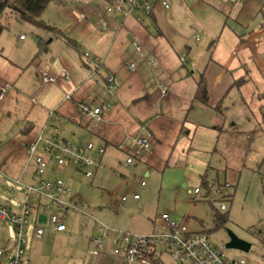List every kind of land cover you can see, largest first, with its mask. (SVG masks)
I'll return each mask as SVG.
<instances>
[{"label": "rangeland", "instance_id": "rangeland-1", "mask_svg": "<svg viewBox=\"0 0 264 264\" xmlns=\"http://www.w3.org/2000/svg\"><path fill=\"white\" fill-rule=\"evenodd\" d=\"M156 1L149 0L152 8ZM167 1L170 7L155 10L153 16L141 8L134 11L140 15L152 43L160 45V52H176L178 59L189 54L191 59L182 62V66L184 70L193 68L196 80L205 70L206 57L216 47L219 52L210 68L222 62L234 39L243 35L242 28L232 22L243 8L234 5V0ZM107 6L105 0L50 1L41 18L59 28L60 36L7 11L8 25L0 34V91L6 88L4 98L0 99L1 203L15 206L20 201L22 191L15 180H25L33 169L32 165L26 166L25 147L38 134L57 135L77 144L104 143V131L111 121L104 119L95 125L89 117L83 118L81 109L71 107L74 102H83L92 107L99 105L107 113L113 106L110 95H115L118 78L110 89L107 69L99 64L110 47V40L106 47H94L77 37L85 27H93L97 36L107 32L101 29L100 21L101 10ZM251 6L256 9L259 26L264 22V4L252 0ZM114 12L115 9L104 13ZM82 13L91 16L89 24H82L79 18ZM225 20L228 23L222 32L220 25ZM212 30L220 31L210 35L208 31ZM38 36L45 40V50L38 49ZM69 38L79 40L78 48L68 42ZM254 40L259 60L250 55V61L246 53L239 54V60L226 68L224 80L208 102L194 98L190 103L195 84L181 90L176 88L175 95H171L167 85L158 79L163 73L151 66L157 81L151 75L146 78L149 94L145 98L134 102L136 88L130 83L124 85L119 92L114 127L127 122L133 131H123L116 145H106L102 166L92 177L72 164L58 168L50 159L51 176L62 178L69 186L64 199L77 206L67 209L65 231L55 232L46 224L42 238L32 239L27 234L26 264H120L121 259L113 253V239L120 232L149 235L165 230L161 218L165 212L177 220H185L192 231H207L213 244L228 258L244 259L246 264H264V34ZM184 44L195 50L196 55ZM180 45L183 51H178ZM131 49L138 55L142 53L135 45ZM132 62L137 64L127 60L123 65L128 70ZM64 66L69 71H62ZM44 72L55 81L44 82ZM171 73L180 74L174 69ZM75 84H82L79 90L82 99L73 94ZM180 97L188 103H183ZM151 100L157 114L163 116L155 127L163 133L162 139L153 124L150 125L152 116L137 119V109H145L147 105L150 110ZM63 102V110L58 109ZM55 110L54 116L49 117V112ZM182 121L186 134L179 131ZM139 135H149L151 142L148 151H142L141 155L136 154L134 142ZM128 157L133 158L129 166ZM196 188L201 192L196 194ZM135 194L139 199H134ZM43 204L47 205L43 208L46 214L64 211L48 200ZM222 204L226 209H221ZM216 215L224 216L225 221L218 224ZM100 223L113 231H109L104 246L96 248L91 240L98 235L96 229ZM230 232L248 242L249 250L227 248ZM15 235L9 222L0 223V248L10 247ZM93 250L101 252L95 255ZM4 262L5 259H0L1 264ZM161 262L176 264L167 251L162 253Z\"/></svg>", "mask_w": 264, "mask_h": 264}, {"label": "built area", "instance_id": "built-area-1", "mask_svg": "<svg viewBox=\"0 0 264 264\" xmlns=\"http://www.w3.org/2000/svg\"><path fill=\"white\" fill-rule=\"evenodd\" d=\"M157 1L165 9L170 7L167 0ZM261 2L264 4V0H261ZM139 8L148 14L153 9L149 0H115L114 3L108 4L106 11L115 9L119 13L130 14ZM79 18L83 22L90 20L89 16L84 13L80 14ZM101 29H107V22L104 19L101 20ZM21 38H24L23 35H21ZM134 45L140 52L141 46L136 42H134ZM85 56H88V53ZM128 67L134 69L135 63H130ZM42 78L46 83L55 81L47 72L42 73ZM107 81L112 87L114 76L110 74ZM5 92L6 88L3 87L0 91V99L4 98ZM80 109L84 115L89 116L91 119H101L99 107L82 103ZM134 142L137 146L136 154L141 155L142 151H148L150 148L149 135H139ZM25 149L28 162H31L34 166L35 181L26 182L20 178L15 180L17 187L22 191L17 205L0 202V223L9 222L16 231L12 245L0 248V259H5L3 264L27 263V234H30L32 239L42 238L45 234L44 226L46 224H50L55 232L66 230V223L61 218L60 213L53 211L46 214L44 212L43 208L47 205H44L43 201L53 202L58 207L63 208L64 211L77 206L69 204L64 199L69 191V186L62 178L51 176L49 170L50 159L56 162L58 168L72 164L83 170L87 177H92L97 169L102 166L101 160L95 159L93 154L102 157L106 151L105 145H96L92 141L86 144H77L57 135L45 136L43 134L33 139L26 145ZM132 162L133 158L128 157L126 164L129 166ZM142 185H144V182H142ZM199 191L200 189L196 188L194 192L198 193ZM133 197L139 199L138 194ZM123 200H126V197H123ZM220 207L226 209L224 204ZM40 208L42 209L40 210ZM84 213L86 212L84 211ZM40 214H46L47 216L44 223L39 222ZM161 218L164 221L165 230L153 232L149 235L120 232L113 239V253L121 259L120 264H156V260L161 262V255L164 251L170 254L176 264H246L244 259L234 260L225 256L222 249L213 244L207 231H192L184 220H177L168 212L163 213ZM31 223V231L28 233ZM109 231H113V229L104 224H99L96 229L98 235L91 240L96 248L103 247L105 242L109 240ZM91 252L99 255L101 251L93 250Z\"/></svg>", "mask_w": 264, "mask_h": 264}, {"label": "crops", "instance_id": "crops-1", "mask_svg": "<svg viewBox=\"0 0 264 264\" xmlns=\"http://www.w3.org/2000/svg\"><path fill=\"white\" fill-rule=\"evenodd\" d=\"M237 4H239L240 7H242L243 9H242V11L237 12V14L233 18L232 22H234V24L236 26H239L242 28L241 32L242 33L244 32L243 35H239L240 38L238 37V38L234 39L229 54H227V56L222 60V62L219 61V62H217L216 67L210 68L211 63L215 62L214 56L217 54V52H219V49L216 47L215 51L206 57V60L203 64L205 70L202 74L200 73L201 77L198 76L196 80L193 77L195 70H193V68L191 70H187V69L184 70V68L182 66L183 65L182 62H187L188 60L191 59L189 57V54H186V56L181 55V56H179V59H178L176 52H172V53L160 52V45L156 46L155 44L152 43V41L150 40L149 34L145 32V30H146L145 25H144V23H142V19H141L140 15L138 13H136V11H133L130 14H122V13H119L116 11L117 13L114 12V13H111V15H108L107 13L106 14L104 13V12H106L105 11L106 7L101 10L102 17H101L100 21L103 19L107 21V29H105L107 32L105 31L106 33L103 36H97V34L92 31L93 27H85V31H82L80 36H77L78 39H80L81 41L89 43L94 47L95 46L96 47L101 46V45L107 46L108 40H110V42H109L110 47L107 50V52L103 58V62H101L99 64H101L102 66L105 65V67L107 69V73H108L107 76L112 74L114 76L113 82H115L116 78H118L117 84L119 83V85L117 86V89L115 90V95L114 96L110 95L111 101L113 102V106L107 111V113H105V112L103 113L101 106H99V105L94 106V107H99L101 110V112H100L101 119L100 120L93 119L94 120L93 121L89 116L84 115L82 113L83 118L89 117V120H91V122H96L95 125H97V123L103 121L104 119L111 121V123H109V127L106 128V130L104 131V134H105L104 143L101 142L98 144L105 145V148H106V145L107 146L108 145H116L122 139L121 133L123 131H126L127 133H131L133 131V129L131 127L127 126V124H128L127 122H123L124 123L123 126L120 124L116 128L114 127L115 126V122H114L115 115L118 113L116 108L118 106L117 103H118L119 92H120V89L124 85H130L131 84V86L136 88L135 94L133 95L134 102H136L137 100L139 101L140 99L145 98V95L149 94L146 78L149 75H151L152 77H155V74H154L152 69L155 68L156 72L159 71V72L163 73L164 76H160L161 75L160 74L158 79H159V81H162L161 82L162 84L164 83L167 85V86L166 85L165 86L169 88V91H171V95H175L176 88L181 90L182 87L187 88L188 85L192 86L195 84L196 85L195 91L193 93H191L190 103H193L192 101L194 98L200 99L199 92H200L201 87H205L207 89V92H206L205 96L202 97V99L204 100V102H208L211 98H213L216 95L217 89L219 88L220 84L224 80V77L226 76V72H227L226 68L228 66H230L231 64H234L235 62H237V60H239V58H238L239 54H241L242 52L246 53L247 54L246 58H248L250 61L252 60L253 57H254V60H256V58L258 59L256 51L254 50V46H255V40L254 39H256V37H258L259 35L264 34V22H262L259 26H257L258 16H257L256 9L253 6H251L252 0H240V1L234 0V5H237ZM153 6H154V8L152 9V14H149L152 16L155 15V10L164 11V9H165L162 6H160V4H158V1H156ZM194 6H198L196 4V2H194ZM103 14H105V15H103ZM171 15L172 14L169 15V18H171ZM89 18H90V20L88 22L82 21V24H84V25L89 24L91 22V16H89ZM227 23H228V21H226V20L221 23L220 28H221L222 32L224 31V29H225L224 26ZM230 27L234 31L233 26H230ZM210 31H208L210 33V35H212V33H215V35H217L216 33H219L220 30H212V32H210ZM52 35H54V34H52ZM127 35H131V36H129V38H128ZM54 36H56V35H54ZM97 37H100V38L97 40ZM20 38H21V36H20ZM78 39L77 38L72 39L73 41H75L77 47H78L77 41H79ZM134 42L138 43L142 48L141 49L142 53L140 52V55L137 54L136 50L131 49V46H134ZM184 45H186L187 49H190L189 52H191L192 55H194V56L196 55L195 50L190 48V46H188L187 44H184ZM177 49H178V51H181L182 45L177 46ZM223 54H224V52L222 53V57H223ZM250 55L252 56V58H250ZM182 58H185V60H182ZM127 60L136 61L137 62V64L135 63L136 69H134V70L128 69L127 70L123 65L124 62ZM97 61L98 62L100 61V57H98ZM153 61H155V62L153 63ZM192 62H193V60H192ZM150 66L152 67V69ZM64 69L65 70L67 69L66 66L63 67L62 71H64ZM173 69L178 71L180 74H172L171 70H173ZM196 71H200V69H196ZM153 79L155 81H157V77H155ZM69 80H71V79L69 78ZM161 83H160V85H161ZM82 84H80L79 86H77V84H75L76 86L75 87L73 86L74 87V89H73L74 93L73 94L76 97H79L78 99H82V97H83V96H81V93L79 92L80 88L82 87ZM113 88H114V86L110 87V89H113ZM67 97L71 98V95L70 96L67 95ZM180 98L182 99L183 103H185V104L188 103L187 99H184L182 97H180ZM100 100H103V97L100 98ZM81 103H83V102H78V103L74 102V105H72L71 108H74L76 110H80V104ZM64 105H65V103L63 102L62 104H60V107L58 109H61V107ZM68 107L70 108V105H68ZM61 110H63V109H61ZM64 110H67V109H64ZM56 111L57 110H55L53 113L50 111L49 117L52 118ZM154 111H155V105H154L153 101L151 100L150 110H148L147 105H146L145 109H143L142 107L137 109V113H136L137 119H140V118L141 119L142 118L149 119V116L150 117L152 116L150 118V121H151L150 125L153 124L154 130L159 135V138L162 139L163 133L157 131L156 130L157 128H155V127L159 124L158 120L162 119L163 116H161V115L159 116V114H157L158 111L157 112L156 111L154 112ZM171 119L173 120V119H178V118L172 117ZM120 121H125V119H121ZM175 122H172V123H175ZM125 123H126V125H125ZM140 124L142 126L143 122H141ZM179 126H180L179 127L180 133L186 134L187 131H186L185 123L182 121L179 123ZM145 129H147V128L145 127ZM145 129H143V130H145ZM149 130H150L149 132L151 133L150 135H152V129L150 127H149ZM128 131H130V132H128ZM139 133H142V132L139 130ZM40 134H42V133H40ZM40 134H38V135H40ZM25 151H26V149H25ZM150 152H152V151H150ZM26 154H27V152H26ZM93 155H94L95 159L102 160V158H103V156L99 157L95 153ZM30 165H32L33 169L27 174V178L24 180L26 182L35 181V177L33 175L34 166H33V164H31V162H28V156H27L26 166H30ZM26 166L24 167V169H26ZM27 169L24 172L25 174L27 172ZM97 172H98V169L95 172V174ZM200 192L201 191H199L198 193H200ZM170 215H171V213H170Z\"/></svg>", "mask_w": 264, "mask_h": 264}, {"label": "trees", "instance_id": "trees-1", "mask_svg": "<svg viewBox=\"0 0 264 264\" xmlns=\"http://www.w3.org/2000/svg\"><path fill=\"white\" fill-rule=\"evenodd\" d=\"M52 0H0V34L8 25V10L20 20L32 22L39 28L49 31L54 35H62L60 29L45 23L41 16L47 7L48 3ZM108 4L114 3L115 0H105ZM152 14V11L149 13ZM37 47L39 50H45L47 48L45 40L38 36ZM68 42L74 47L78 48L75 41L71 38ZM207 92L205 87H201L199 95L200 98L204 97ZM67 211L61 213V218L65 221ZM225 221V217L222 215H216V222L221 224ZM156 264H165L159 261H155Z\"/></svg>", "mask_w": 264, "mask_h": 264}, {"label": "water", "instance_id": "water-1", "mask_svg": "<svg viewBox=\"0 0 264 264\" xmlns=\"http://www.w3.org/2000/svg\"><path fill=\"white\" fill-rule=\"evenodd\" d=\"M46 214H40L39 216V222L44 223L46 221ZM230 240L228 243H226L227 248H235V249H240L243 251L249 250V243L245 242L244 240L240 239L236 234L233 232L229 233Z\"/></svg>", "mask_w": 264, "mask_h": 264}]
</instances>
